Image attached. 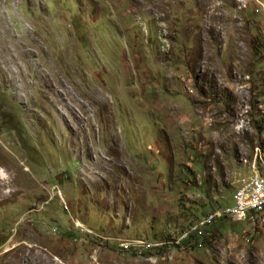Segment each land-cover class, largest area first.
<instances>
[{
    "label": "rangeland",
    "instance_id": "rangeland-1",
    "mask_svg": "<svg viewBox=\"0 0 264 264\" xmlns=\"http://www.w3.org/2000/svg\"><path fill=\"white\" fill-rule=\"evenodd\" d=\"M262 35L264 0H0V264H264V210L187 238L264 179Z\"/></svg>",
    "mask_w": 264,
    "mask_h": 264
},
{
    "label": "built area",
    "instance_id": "built-area-1",
    "mask_svg": "<svg viewBox=\"0 0 264 264\" xmlns=\"http://www.w3.org/2000/svg\"><path fill=\"white\" fill-rule=\"evenodd\" d=\"M254 155L257 158V149ZM250 178H257V185H250ZM237 187L238 200L233 208L225 209L224 213L236 218L249 216V220L258 219L256 217V209L262 208L264 203V179L260 176L256 162L252 166L251 171L242 175V183H238ZM205 222H209V217L201 221V224ZM196 226V229L192 230L201 233L199 226Z\"/></svg>",
    "mask_w": 264,
    "mask_h": 264
},
{
    "label": "clouds",
    "instance_id": "clouds-1",
    "mask_svg": "<svg viewBox=\"0 0 264 264\" xmlns=\"http://www.w3.org/2000/svg\"><path fill=\"white\" fill-rule=\"evenodd\" d=\"M262 40L264 41V35H262ZM263 146H264V145H261V148L264 150ZM262 149H261V151H263ZM246 173H247V172L241 174V175L237 178V180L235 181V185H234V193H235V190H236V187H237V184H238V179H239L242 175H244V174H246ZM59 193H60V192H59ZM233 200H234V196H233ZM49 201H50V200L47 199L45 202L42 203V206H41V207L44 208L45 205L49 204ZM63 201H64V200H63ZM233 205H234V203H233V204H230V205H228V206L220 207V208H218L217 210H223V209H226V208L231 207V206H233ZM217 210H216V211H217ZM216 211H215V212H216ZM215 212H214V213H215ZM214 213H213V214H214ZM221 215H224L225 217H228V216L234 217V216H232V215H230V214H225V213H224V214H221ZM215 216H219V215H214L213 218H214ZM208 217H209V216H208ZM208 217H206V218H208ZM206 218L201 219L200 221H198L196 224H193V225H198L199 228L201 229V227H203V226L205 225V223H204V224H201V221H203V220L206 219ZM213 218L211 219V221L213 220ZM236 219H237V220L246 221V219H240V218H236ZM209 222H210V221H209ZM75 224H76L75 229H76V232H78L79 237H78V236H75L74 239H75V240L84 239L83 242L86 241L83 235H84V234H85V235H88L89 232H90V230H89V229H85L84 226L80 225L79 222H76ZM191 226H192V225H191ZM192 232L195 233V232H197V231H193V230H192L191 233H192ZM191 233H190V235H191ZM198 233H199V232H197V234H198ZM190 235H189V236H190ZM189 236H188L187 238H189Z\"/></svg>",
    "mask_w": 264,
    "mask_h": 264
},
{
    "label": "trees",
    "instance_id": "trees-1",
    "mask_svg": "<svg viewBox=\"0 0 264 264\" xmlns=\"http://www.w3.org/2000/svg\"><path fill=\"white\" fill-rule=\"evenodd\" d=\"M261 126H262V125H261ZM262 145H264V144H262ZM263 148H264V146H263ZM233 196H234V190H233V192H232V204L234 203ZM223 206H224V205H223ZM219 208H220V207H219ZM217 209H218V208H216V209H214L213 211H211V213L208 214V215H206V217H208L209 215L213 214ZM206 217H205V218H206ZM214 218H215V220H217V219L221 220L222 218H225V216H224V215H219V216H215ZM214 218H213V219H214ZM202 234H203V227H201V233H198V234H197V232H195V233L192 232L191 235L189 236V238L193 239L195 236H197V235L201 236ZM184 242H186V241H184ZM187 242H188V241H187Z\"/></svg>",
    "mask_w": 264,
    "mask_h": 264
},
{
    "label": "bare ground",
    "instance_id": "bare-ground-1",
    "mask_svg": "<svg viewBox=\"0 0 264 264\" xmlns=\"http://www.w3.org/2000/svg\"><path fill=\"white\" fill-rule=\"evenodd\" d=\"M1 175V174H0ZM251 180H250V185H257V178H250ZM236 202H237V200H238V193H237V196H236ZM235 204V203H234ZM231 208H233V207H231ZM230 208V209H231ZM227 209V208H226ZM264 210V203H263V206H262V208H258V209H256V212H260V211H263ZM225 211V210H224ZM248 216H241V219L242 218H247ZM246 220H249V219H246ZM209 221H211V219L209 220ZM146 242V241H145Z\"/></svg>",
    "mask_w": 264,
    "mask_h": 264
}]
</instances>
